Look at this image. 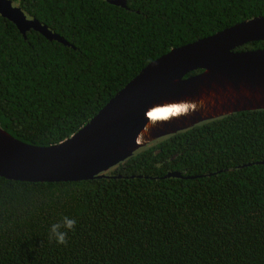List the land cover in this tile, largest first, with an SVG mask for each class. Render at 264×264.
Segmentation results:
<instances>
[{"label":"trees","instance_id":"trees-1","mask_svg":"<svg viewBox=\"0 0 264 264\" xmlns=\"http://www.w3.org/2000/svg\"><path fill=\"white\" fill-rule=\"evenodd\" d=\"M10 1L68 43L0 16V128L35 145L75 132L171 47L264 15V0ZM63 216L67 246L49 239ZM0 264H264V109L158 137L90 179L0 176Z\"/></svg>","mask_w":264,"mask_h":264},{"label":"water","instance_id":"water-1","mask_svg":"<svg viewBox=\"0 0 264 264\" xmlns=\"http://www.w3.org/2000/svg\"><path fill=\"white\" fill-rule=\"evenodd\" d=\"M106 1L125 7L124 0ZM0 16L22 36L32 29L68 45L10 0H0ZM263 39L264 15L171 47L56 143H26L0 128V176L31 182L90 179L158 137L231 112L264 109V47L236 50ZM195 69L200 71L184 76Z\"/></svg>","mask_w":264,"mask_h":264},{"label":"clouds","instance_id":"clouds-1","mask_svg":"<svg viewBox=\"0 0 264 264\" xmlns=\"http://www.w3.org/2000/svg\"><path fill=\"white\" fill-rule=\"evenodd\" d=\"M76 227V220L63 216L61 220L53 223L49 228V239L54 240L59 245L67 246L68 234Z\"/></svg>","mask_w":264,"mask_h":264}]
</instances>
